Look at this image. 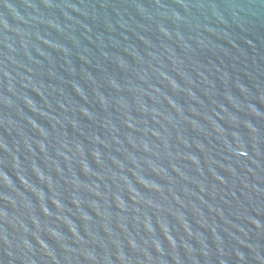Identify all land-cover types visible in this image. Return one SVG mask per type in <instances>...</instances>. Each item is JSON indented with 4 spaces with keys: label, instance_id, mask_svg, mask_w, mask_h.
<instances>
[{
    "label": "water",
    "instance_id": "obj_1",
    "mask_svg": "<svg viewBox=\"0 0 264 264\" xmlns=\"http://www.w3.org/2000/svg\"><path fill=\"white\" fill-rule=\"evenodd\" d=\"M0 264H264V0H0Z\"/></svg>",
    "mask_w": 264,
    "mask_h": 264
}]
</instances>
